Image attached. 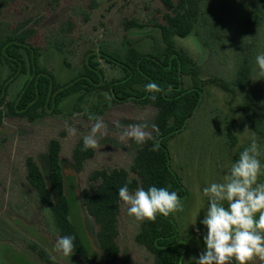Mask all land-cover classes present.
<instances>
[{
    "label": "rangeland",
    "instance_id": "374dc122",
    "mask_svg": "<svg viewBox=\"0 0 264 264\" xmlns=\"http://www.w3.org/2000/svg\"><path fill=\"white\" fill-rule=\"evenodd\" d=\"M200 1L202 21L189 37L174 39L176 47L201 67L199 78L204 83L199 109L170 143L171 167L181 178L187 195L181 198L184 211L169 217L177 225L186 264H194L193 258L198 259L206 248L203 237L207 228L201 221L209 202L203 189L222 181L230 165L250 145L253 133L264 149V78L259 76L255 61L257 55L264 54V0ZM255 5L261 9V20L256 28H251ZM0 7V33L35 27L38 34L32 43L42 51L40 63L61 84L81 71L88 51L105 50L124 55L133 47L151 54L164 48L160 31L154 27L168 11L162 0H9ZM207 21H217L226 27L225 36L219 40L221 46L213 52L202 43ZM24 22H29L27 28H23ZM131 23L145 27H134ZM56 41L63 47V54L53 47ZM244 44L247 55L252 58V69L248 88L241 90L233 83ZM99 61L107 81L122 77L119 68ZM10 74L8 66L0 65V87ZM26 80L27 77L20 78L9 88L8 100L16 98ZM183 80L186 88L192 86L190 75H185ZM214 81L228 84L232 92L222 90ZM105 94L86 97L80 104V112L75 110V97L62 104L63 112L57 117L35 123L5 119L0 126V264H46L32 250L34 246L44 249L48 258L50 252L55 255V264H83L74 254L65 257L52 251L59 235L52 230L48 214L38 204L34 189L26 179V160L30 157L48 178L47 145L53 139L62 145L70 219L89 249V264H104L96 237L97 227L83 207L82 192L90 187L92 172L129 170L133 164L141 145L131 140L121 142L116 135L120 131L115 127L116 122L142 123L136 118L143 115L151 126L156 115L154 108L112 104L110 96ZM90 116L102 117L109 134L101 138L99 148L94 149L95 157L78 173L72 153L90 131L94 122ZM250 117L255 118L254 127ZM68 127H75L77 135L69 136ZM261 161L264 163V156ZM260 180L264 182V177ZM141 223L127 215V206L122 203L119 238L122 253L118 264H153L150 253L135 242ZM250 264L264 262L256 259Z\"/></svg>",
    "mask_w": 264,
    "mask_h": 264
},
{
    "label": "trees",
    "instance_id": "16d2710c",
    "mask_svg": "<svg viewBox=\"0 0 264 264\" xmlns=\"http://www.w3.org/2000/svg\"><path fill=\"white\" fill-rule=\"evenodd\" d=\"M9 0H0L5 3ZM168 8L154 27L160 31L164 48L146 54L131 47L124 55L88 51L83 57L81 71L69 82L61 84L47 68L40 63L41 49L32 43L38 34L35 27L0 33V65L8 66L11 74L0 87V126L5 119L26 120L35 123L62 114V104L77 97L75 110L80 112V104L86 97L107 93L112 104H133L141 108H154L156 115L153 124L160 129L158 151H151L153 142L148 141L138 149L133 164L127 169H102L91 173L90 187L82 192V204L87 214L97 227V242L104 264H118L121 257L120 217L122 201L118 189L128 186L131 193L138 188L145 191L149 187L167 188L180 198L187 195L179 175L171 167V141L186 128L189 120L199 109L204 83L199 78L201 67L186 52L176 47L175 38L185 39L202 21L203 12L200 0H162ZM257 4V3H256ZM92 9L94 6L91 7ZM251 28L260 24L261 9L254 6ZM1 15V7H0ZM208 22V21H207ZM217 22V21H215ZM214 21L206 24L202 43L210 51H216L219 40L226 34V27ZM29 22L22 24L27 28ZM38 25V23H37ZM35 25V26H37ZM131 26L144 28L143 25L131 23ZM53 47L63 54L59 41ZM250 48V46H249ZM246 44L242 45L240 66L234 85L246 90L250 83L252 62L247 55ZM119 68L122 77L106 80L100 61ZM66 65L70 67L65 61ZM192 77V86L185 87L183 77ZM27 77L21 90L13 100H8L9 88L20 78ZM158 84L164 91L156 93L155 102L148 97L152 95L145 90L148 83ZM226 92H232L229 85L214 81ZM172 86L171 92L167 91ZM253 127L256 123L250 117ZM81 140L73 150L72 158L78 173L83 172L85 163L93 159L95 150L83 149ZM48 178L32 157L26 160V179L34 189L38 204L51 209L59 236H74V255L83 263L89 264L90 253L82 235L71 221V203L66 192V182L62 165V145L58 140H51L47 145ZM137 245L145 248L153 258V264H186L183 258L184 247L180 241L177 225L168 216L157 214L155 222L143 221L135 237ZM38 258L46 264L51 261L47 252L38 246L32 247Z\"/></svg>",
    "mask_w": 264,
    "mask_h": 264
},
{
    "label": "clouds",
    "instance_id": "9594fccd",
    "mask_svg": "<svg viewBox=\"0 0 264 264\" xmlns=\"http://www.w3.org/2000/svg\"><path fill=\"white\" fill-rule=\"evenodd\" d=\"M259 69V76L264 78V54L255 58ZM145 90L152 93L148 98L156 101V93L164 91L156 83H148ZM169 85L167 91L171 92ZM107 96V94H105ZM94 121L90 131L83 136V149H98L100 140L109 134L108 125L100 116H90ZM142 123L121 125L116 135L121 142L134 141L142 145L152 141L151 151H158L160 129L156 124H149L141 115L136 118ZM247 130V129H245ZM69 136H76L77 129L68 127ZM251 143L240 153L239 159L230 168L221 182H213L203 189V195L208 198L205 218L201 223L207 228L203 237L206 248L193 258L194 264H250L258 259L264 262V149L257 142L255 133L251 136ZM120 200L127 206V215L136 221L155 222L157 214L168 217L171 214L184 211V203L178 194L167 188L149 187L147 191L138 188L131 193L127 185L118 189ZM49 217L53 231L55 221L51 217V209H43ZM257 214L258 218H257ZM196 221L191 224L195 225ZM199 232V229H197ZM74 236H59L52 251L65 257H71L75 250ZM49 258L55 264L56 256L49 253Z\"/></svg>",
    "mask_w": 264,
    "mask_h": 264
}]
</instances>
